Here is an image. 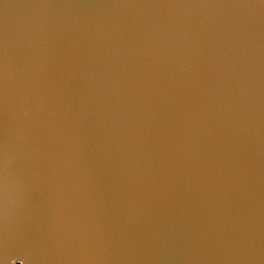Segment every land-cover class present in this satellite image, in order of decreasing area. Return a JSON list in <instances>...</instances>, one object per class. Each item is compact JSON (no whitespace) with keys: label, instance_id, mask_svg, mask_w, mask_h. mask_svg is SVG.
Listing matches in <instances>:
<instances>
[{"label":"water","instance_id":"water-1","mask_svg":"<svg viewBox=\"0 0 264 264\" xmlns=\"http://www.w3.org/2000/svg\"><path fill=\"white\" fill-rule=\"evenodd\" d=\"M264 264V0H0V264Z\"/></svg>","mask_w":264,"mask_h":264},{"label":"built area","instance_id":"built-area-1","mask_svg":"<svg viewBox=\"0 0 264 264\" xmlns=\"http://www.w3.org/2000/svg\"><path fill=\"white\" fill-rule=\"evenodd\" d=\"M13 264H23L21 261H15Z\"/></svg>","mask_w":264,"mask_h":264}]
</instances>
